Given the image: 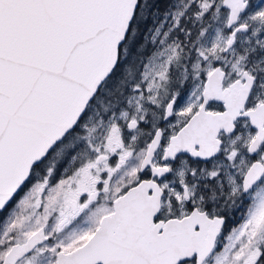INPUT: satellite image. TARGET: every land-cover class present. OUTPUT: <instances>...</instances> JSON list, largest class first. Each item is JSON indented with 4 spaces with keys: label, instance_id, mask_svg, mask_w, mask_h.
I'll return each instance as SVG.
<instances>
[{
    "label": "snow or ice",
    "instance_id": "snow-or-ice-1",
    "mask_svg": "<svg viewBox=\"0 0 264 264\" xmlns=\"http://www.w3.org/2000/svg\"><path fill=\"white\" fill-rule=\"evenodd\" d=\"M0 264H264V0H0Z\"/></svg>",
    "mask_w": 264,
    "mask_h": 264
}]
</instances>
